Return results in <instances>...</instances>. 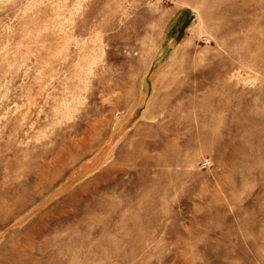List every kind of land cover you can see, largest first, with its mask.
<instances>
[{
  "label": "rangeland",
  "instance_id": "374dc122",
  "mask_svg": "<svg viewBox=\"0 0 264 264\" xmlns=\"http://www.w3.org/2000/svg\"><path fill=\"white\" fill-rule=\"evenodd\" d=\"M0 264H264V0H0Z\"/></svg>",
  "mask_w": 264,
  "mask_h": 264
}]
</instances>
